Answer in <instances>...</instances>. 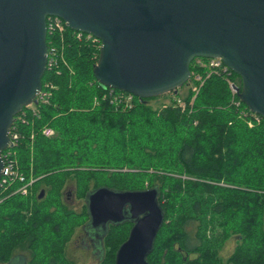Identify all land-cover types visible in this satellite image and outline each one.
<instances>
[{"label": "trees", "instance_id": "obj_1", "mask_svg": "<svg viewBox=\"0 0 264 264\" xmlns=\"http://www.w3.org/2000/svg\"><path fill=\"white\" fill-rule=\"evenodd\" d=\"M51 38L63 56L43 77L51 96L24 108L14 124L19 168L38 181L28 196L0 204V264L20 255L27 264H75L68 248L90 222L87 196L104 187L158 190L165 220L149 264H264V118L232 93L228 79L241 92V78L197 58L177 95L134 96L129 107L128 93L94 76L100 43L71 29L63 41L49 35L48 45ZM45 127L55 136L45 137ZM133 225L108 227L99 264H116Z\"/></svg>", "mask_w": 264, "mask_h": 264}, {"label": "water", "instance_id": "obj_2", "mask_svg": "<svg viewBox=\"0 0 264 264\" xmlns=\"http://www.w3.org/2000/svg\"><path fill=\"white\" fill-rule=\"evenodd\" d=\"M50 16L99 39L94 76L106 88L177 95L195 59L219 58L241 78L240 100L264 118V0H0V178L15 117L43 88ZM158 197L105 187L87 196L93 227L134 224L116 264H149L165 220Z\"/></svg>", "mask_w": 264, "mask_h": 264}, {"label": "built area", "instance_id": "obj_3", "mask_svg": "<svg viewBox=\"0 0 264 264\" xmlns=\"http://www.w3.org/2000/svg\"><path fill=\"white\" fill-rule=\"evenodd\" d=\"M69 29L67 23L60 17L57 16H50L47 18V39L49 35L53 36H59V40H64V35ZM78 39H83L86 37L89 40H92L93 42L100 43L99 39L94 37L90 34H84L82 32H76ZM48 43V42H47ZM101 47V46H100ZM199 59V58H198ZM202 59V58H201ZM201 59L198 60L200 65H207L204 61ZM47 69H55L59 66L60 61L63 60V56L59 53V50L57 46L54 45L52 38L50 41V45H48V52H47ZM208 60V66L211 69H216L217 71H221L223 74H226L228 76L231 75V71L221 59H207ZM200 79L199 77L197 78ZM228 83L230 86V89L234 95L239 94V88L238 86L228 79ZM54 86L52 84H48L45 89L42 88V91L40 92L39 96L37 97V101L42 103H47L50 95L49 89H53ZM195 91L197 88H193ZM114 91V90H113ZM133 95L129 94L125 100V104L129 107L132 106L133 101ZM115 102L117 103L118 100L115 98ZM119 103V102H118ZM33 106V105H31ZM29 106V107H31ZM183 109L185 108L184 105L181 106ZM15 124V122H14ZM14 124L10 131V143L8 148H6L3 151L2 157L4 160V168L2 172V176L0 178V204L8 198V196L13 195H21V196H28L34 186V184L38 181V179L34 177H27L19 168V164L16 158V154L13 151V147L17 145V143L20 140V134L18 132V129L14 127ZM42 133L47 138H52L55 136L54 129L50 127H45L42 130ZM9 194V195H8Z\"/></svg>", "mask_w": 264, "mask_h": 264}, {"label": "rangeland", "instance_id": "obj_4", "mask_svg": "<svg viewBox=\"0 0 264 264\" xmlns=\"http://www.w3.org/2000/svg\"><path fill=\"white\" fill-rule=\"evenodd\" d=\"M186 91L187 90L184 89L182 93H186ZM175 102L180 106L183 105V101L180 98H176ZM68 201L74 208H79L81 206V203L76 201L73 196H71ZM105 233V228L93 227L90 222L84 229L83 227L76 229L75 237L68 248L70 259H72L75 264H99L103 253L102 236H104ZM235 246L236 240L232 239L223 249L221 255L227 258L233 252ZM9 264H27V260L24 256L20 255L14 257Z\"/></svg>", "mask_w": 264, "mask_h": 264}]
</instances>
